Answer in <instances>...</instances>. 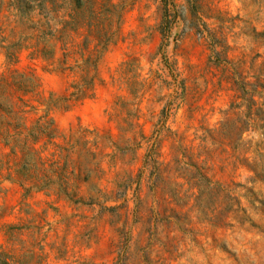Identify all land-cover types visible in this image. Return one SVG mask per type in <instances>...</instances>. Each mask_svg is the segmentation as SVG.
<instances>
[{
    "label": "rangeland",
    "instance_id": "374dc122",
    "mask_svg": "<svg viewBox=\"0 0 264 264\" xmlns=\"http://www.w3.org/2000/svg\"><path fill=\"white\" fill-rule=\"evenodd\" d=\"M73 2L0 0V102L36 76L25 128L53 121L78 184L25 192L0 168V264H264V0H111L96 51L85 27L58 39ZM63 42L71 66L98 53L93 98L65 101L76 78L35 55Z\"/></svg>",
    "mask_w": 264,
    "mask_h": 264
},
{
    "label": "trees",
    "instance_id": "16d2710c",
    "mask_svg": "<svg viewBox=\"0 0 264 264\" xmlns=\"http://www.w3.org/2000/svg\"><path fill=\"white\" fill-rule=\"evenodd\" d=\"M104 2L99 6L96 2L83 6L79 0H74L67 9L68 20L59 22L61 29L58 31L60 34L58 39L64 41L62 38L65 37L68 40V33H78L81 28L85 27L89 33L96 35L93 36L97 42L93 51H96L98 45L102 44L103 47L112 36L110 25L116 8L110 3L111 0H104ZM85 14H87L86 17ZM47 28L52 31L49 24ZM65 45L66 42H63L59 58H55L54 53L41 51L35 55L50 65H56L50 66L52 71L76 78V81H71L68 86L69 93L65 101L76 102L93 98L98 53L93 55L92 51H88L87 42H85L76 54L82 59L83 65L71 66L69 61L74 53L66 50ZM8 85L14 93H20L21 96L16 98V102L10 98L4 107L0 102V111L7 115L6 118L0 116V127H5L4 130H0V145L9 150V153L2 156L5 161L1 160L0 168L7 171L6 179L16 181L25 192L53 188L59 195L69 197L68 191L78 185L75 182L77 176L74 175L77 162L73 161L70 156L73 143L64 138H61L62 144L55 142L56 139H60L58 132L53 121L46 119L45 114L38 117L33 126L25 128L24 115L28 111L24 109L32 107L23 97L37 94L39 88L38 79L33 73L19 74L13 71L11 82ZM51 149L52 152L48 157L43 158L42 154ZM17 156V161L10 164L9 159L17 158Z\"/></svg>",
    "mask_w": 264,
    "mask_h": 264
}]
</instances>
